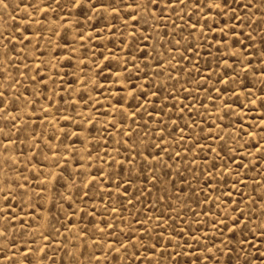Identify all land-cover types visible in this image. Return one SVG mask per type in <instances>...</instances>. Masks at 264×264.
<instances>
[{"label": "rangeland", "instance_id": "rangeland-1", "mask_svg": "<svg viewBox=\"0 0 264 264\" xmlns=\"http://www.w3.org/2000/svg\"><path fill=\"white\" fill-rule=\"evenodd\" d=\"M4 3L8 6L5 8L0 3V72L6 68L7 76L0 78V91L7 89L5 96L10 101L16 96L20 99L17 101L19 110L9 106L7 113L10 114L0 112V229L7 233H0V248L4 250L0 253V264H12V261L3 259L4 256L22 260L21 253L26 248L34 250L31 258L39 260L40 264H75L76 261L97 264L96 257L100 258L99 264H139L130 258L132 252L139 254L137 247L133 246L137 241H128L133 233L141 237L140 242L148 246L149 251L150 245L157 240L160 244L170 240L177 246L175 252L182 253L175 259L187 264L189 259L195 261L196 254L189 257L183 253L191 252L195 244L189 235L178 236V233L189 224L193 232L197 229L209 232L215 218L224 210L223 201L228 199L229 192L232 199L238 201L251 194L257 203L260 202L259 193L264 192V187L260 186L264 180V158L257 152V146L264 147V141L260 140L264 136V108L258 97L264 87L261 83L264 77H252L251 69L245 73L239 59L229 58L232 46L226 48L216 43L222 34L200 27L205 21L213 29L223 27L227 17H220L215 10L204 17V10L197 16L191 11L185 15V10L180 9L178 15L182 19L165 12L163 22L150 21L151 31L146 30L141 36L139 29L143 20L134 25L125 15L127 10L119 14L112 11V7H119L125 0H79V7L74 6L73 0H24L28 7L20 8L16 7L19 0H4ZM101 4L105 7H99ZM44 5L49 7L45 9ZM249 11L255 12V9ZM240 14L246 15L245 12ZM125 19L127 25L123 23ZM198 19L200 23H197ZM189 22L196 25L195 29L188 28ZM133 27L137 29L139 47L151 56L157 52L167 56L172 65L167 70L172 79L161 75L156 80L157 85L165 89L159 97L151 96L152 91L158 90V87H152L153 79H146V82L141 79L145 89L149 90L151 102L147 104L140 103V96L136 100L126 96L121 85L115 83L126 75L123 60L129 55L127 48L131 47L135 52L137 46L130 35ZM21 28L26 30L21 32ZM166 31L174 35L165 36ZM247 31L245 26V33ZM9 32L17 40L14 41V55L6 57L2 53L12 51V45L5 49L4 37ZM245 33L241 35L246 39ZM158 36L163 40L157 39ZM181 36L186 39L181 40L179 51L165 50L171 46L169 41L179 40ZM253 36L259 43L255 32ZM189 42L196 46L195 53L185 49ZM236 50L239 52L240 48ZM182 55L188 59H183ZM173 57L180 61L178 65ZM224 59H227V65L222 62ZM145 63L154 65L150 58L138 60L141 77L144 71H148ZM105 65L111 73L102 71ZM185 67L187 71H184ZM21 72L25 74L20 75ZM117 72L121 73L119 77ZM225 72L230 75L239 73V85H247L250 92L238 86L235 80L221 84L219 77ZM31 77H35V83ZM135 82L134 79L132 83ZM213 86L220 92H214ZM182 88H190L191 92L182 91ZM253 92L255 95L251 94ZM29 96L36 101L34 110H31L32 104H25V98ZM122 98L123 107L132 106L137 117L129 116L122 127L113 128L112 124L120 121L121 105L118 101ZM252 100L256 103H250ZM179 108H184L183 113L177 111ZM65 116L71 117L72 121L66 122ZM89 118L92 123H83ZM173 120L184 129L183 138ZM165 125L167 129L159 131ZM129 127L132 140L125 135ZM82 129L87 131L79 137L66 138L64 135ZM253 132L255 137L249 135ZM53 135L59 139L52 140L46 147ZM126 140L128 142L123 143ZM153 145H160V148ZM130 146L140 151L147 148L159 155L160 160H150L149 167L128 150ZM49 149L57 155L53 156ZM126 156L137 161L135 166L125 163L123 170L119 165L112 166L113 159L122 161ZM230 158H234L235 163ZM6 160L14 170L5 166ZM55 162H60L61 167L56 168ZM64 167L68 169L64 172L66 182L48 183V193L39 199L31 195L39 191L44 174L50 170L59 173ZM101 169L113 175L105 178L99 174ZM136 169H141L142 174ZM206 171L212 172L211 180ZM69 172L72 176L68 175ZM153 174L156 181L151 179ZM93 176L96 182L88 186L91 188L88 191L81 181L85 178L91 180ZM121 176L132 179V186L123 184ZM5 177L7 184L3 182ZM17 183L27 185L30 199L25 204L13 197L12 214L18 215L15 220H5L3 192L9 186L13 192L18 191ZM117 184L127 189V199L118 194L109 199L108 191ZM83 192H87V196H82ZM59 194L72 195V201L60 199ZM216 197L220 198L219 201ZM52 198L57 202L56 207L45 202ZM76 205L86 211H79ZM113 207H118L119 211L113 213ZM209 210L213 215L205 216ZM92 211L95 217L87 214ZM41 215L43 220H39ZM137 218L140 223L136 222ZM107 220L118 226L111 237L107 230L97 232L94 227L98 225L105 229L103 221ZM38 221L47 228L38 226ZM141 224L145 225L147 232L141 229ZM84 231L88 236L81 235ZM42 232L44 236L51 234V238H42ZM97 237L104 241L102 245L93 244ZM109 239L115 240L117 247L121 241L126 243L128 251H111L107 246ZM160 251L158 244L152 256L146 252L145 264L148 260H161ZM175 252L167 247L164 257L169 253L174 256ZM168 264L172 261L169 260Z\"/></svg>", "mask_w": 264, "mask_h": 264}, {"label": "snow or ice", "instance_id": "snow-or-ice-1", "mask_svg": "<svg viewBox=\"0 0 264 264\" xmlns=\"http://www.w3.org/2000/svg\"><path fill=\"white\" fill-rule=\"evenodd\" d=\"M0 3L4 4V7L7 8V4L4 3V0H0ZM74 6L79 7V0H73ZM191 6V8L189 7ZM17 8L20 7H28L24 3V0H19V3L16 5ZM34 7V6H33ZM49 6L44 5V8L47 9ZM99 7H105L104 4L99 5ZM254 8L255 12L249 11L250 9ZM180 9L185 10V15H188L189 11L196 14L197 16L200 15L201 11L204 10L203 16L207 17L209 13H211L213 10L216 11V14L220 17L224 18L227 17L228 19L224 22L223 27L217 26V28L213 29L211 28L210 24L205 21L204 24H201V28L207 27L209 31H215L219 32L222 35L217 38L216 43L222 44L224 47H229V45L232 46V52L229 56L231 59H239L240 65L243 66V69L245 73L248 72L249 69H251V75L252 77H264V0H257V2L252 3L251 0H249L248 3H245L244 0H131V2H127L125 0V3L120 4L119 7H112V11L114 13H121L124 10L125 15L128 17V19H131L134 22V25L140 24L141 20L144 21L142 25H140V33L141 36H143L144 31H151V24L150 21H156L157 23L163 22V17L165 12H171L172 14H176L178 19H182L178 15ZM239 9L240 11H237ZM240 12H245L246 15H241ZM215 17H213V20ZM191 20V16H189V21ZM123 23L127 25L128 20H123ZM197 23H200L199 19L197 20ZM245 26L247 27L248 31L245 33ZM196 25L189 22L188 28L189 29H195ZM26 28H21L20 31H25ZM256 33V36L259 37V43H257L256 37L253 36V33ZM242 33H245L246 39L242 38ZM132 36V39L134 42H137V46L135 48V52L132 51V48H127L128 56L124 58L123 60V73H126V75L123 76V79H117L115 83L121 85L124 93L126 96L132 97L133 100H136L137 96L141 97L140 103L147 104L151 101L148 99L149 97V90H146L144 87V83L141 82V79H144L146 82V79H153V85L152 87H158L157 91H152L151 96L159 97L161 92H163L164 86H158L156 83V80L161 75L168 76V79H172L173 77L168 75V68L172 67L169 59L167 56H163L161 53L157 52L155 56H151L147 50L142 49L139 47L138 44V37H137V29L133 27L132 32L130 33ZM173 33L165 32V36H172ZM191 35V32L189 33ZM5 39V49H7L8 45H12V51L9 52L5 50L2 55L3 56H12L15 53V43L14 41L17 40L16 36H13L11 32L8 33L7 36L4 37ZM146 40L147 37H144ZM157 39L163 40V37L158 36ZM186 37L181 36L179 40H171L169 41L170 47L166 48L165 50L168 52L171 51H179L181 40H185ZM237 47L240 48V51L237 52ZM185 49L187 51H191L192 53L196 52V46L193 45L191 42H189L187 45H185ZM124 49H122L123 51ZM139 53V56L137 55ZM152 59L154 61V65H150L145 63L144 67L148 69V71L143 72V77H141L139 74L142 71L138 64V60H147ZM183 59H188L187 56H183ZM105 59H109L108 57H105ZM175 60V64H179L180 61L176 60L175 57L172 58ZM225 65H227V59H224L222 61ZM258 64V66H257ZM107 70L109 73H111V69L105 65V68L102 69V71ZM159 70V71H157ZM175 70V69H173ZM211 70V69H209ZM184 71H187V68L185 67ZM24 72H21L20 75H24ZM37 74H39V67H37ZM121 75L120 72L116 73V76L119 77ZM7 76V69L5 68L2 72H0V78H6ZM33 83L36 82L35 77L30 78ZM135 79V83H132V81ZM202 79H207L206 77H202ZM233 80L237 81L238 86L243 87L246 92H250V90L247 88V85H239V73H236L235 75H230L228 72H225L224 76L219 77V82L221 84H230ZM41 81L43 82V78H41ZM125 81L128 83L126 84ZM262 84H264V80L261 81ZM128 84H131V87L128 86ZM166 85V82H165ZM45 87L47 85L45 84ZM174 90V89H173ZM185 92H191V89H181ZM7 89H4L3 91H0V112L7 113V109L9 106L17 108L19 110V105L17 101H19L20 97L16 96L14 97V100H8L5 96V92ZM27 92L28 90L25 89ZM213 91L219 93L220 89L213 86ZM227 92V89H225ZM171 94V93H170ZM252 95H255V93H251ZM37 96H39V92L36 93ZM261 100V107L264 108V87H261L260 89V96L258 97ZM43 99V97H41ZM250 103L255 104L256 101L252 100ZM25 104H32V109H35L36 101L32 100L31 97L25 98ZM118 104L121 105L120 107V121L112 124V127L115 128L117 126L122 127L123 123H126L129 116L136 118L137 112L135 111L132 106H129L128 109H125L123 107L124 99L122 98L120 101H118ZM139 104L137 105V107ZM41 111L43 112V108H41ZM180 113H183L184 108L177 109ZM156 115L159 116L160 112L157 111ZM2 118V117H0ZM13 119L15 117L13 116ZM65 121H72L71 117L65 116ZM83 119V118H82ZM135 122V120L133 121ZM83 123H92L91 118L87 120H83ZM107 123V121H105ZM172 123L174 125H177L178 131L181 133V138H183V128H179L177 121L173 120ZM187 126V125H186ZM13 127H15L13 125ZM77 127H80L78 124ZM167 125H165V128L159 129V131L164 132L167 129ZM83 131H87V129H82L81 132L73 131L71 133H64L65 137L68 138L70 136H77L79 137L82 135ZM264 131V129H262ZM171 133H169L170 135ZM31 137V134H29ZM125 135L127 136L128 140H132L133 133L130 130L125 132ZM145 137L147 136L146 133L143 134ZM250 136L255 137V133H249ZM35 139L34 137H32ZM7 139V138H6ZM59 139L57 135H53L52 139L47 142L45 145L46 147L48 144L52 143V140ZM160 139L163 141L164 137H160ZM261 141H264V136L260 137ZM41 142H43V139L41 138ZM128 141H124L123 143H127ZM81 143H84V141H81ZM155 148H160V145H153ZM5 150H7V145H5ZM53 156H56L57 153L53 151L52 149H49ZM132 152L133 155L138 156L140 159H142L145 164H147L149 167H151V161L158 162L160 160V156L157 154H154L151 151H148L147 148H145L143 151L138 150L135 147L130 146L128 149ZM184 151H187L185 149ZM118 152V150H117ZM257 152L261 153V158H264V147L257 146ZM178 155V154H177ZM251 155V153H249ZM89 156H91V153H89ZM233 160V163H235L234 158H230ZM107 162V161H105ZM127 163L130 166H135L137 163L136 160L132 159L130 156H126L124 160L117 161L115 159L112 160V166L115 167L119 165L121 167V170H123V165ZM5 166L9 168V170H14L13 166L11 164L7 163V160L5 161ZM243 166V165H242ZM55 167L60 168L61 164L60 162H55ZM40 171V170H38ZM68 171L66 167L62 168L59 173H55L53 171H49L47 174L43 175V179L40 181L39 191L33 192L31 195H35L38 199L41 197H44L49 189L47 187L48 183L52 182L55 183L58 180L60 181H67V178L64 176V172ZM138 174H142L141 169H136ZM154 171V170H153ZM101 176L108 178L109 176L113 175L112 173L104 172L102 169L99 173ZM69 176H72V172L68 173ZM116 175H119V173H116ZM206 175L211 180L212 172L206 171ZM138 178V177H137ZM151 179L153 181L157 180V177L153 174ZM5 184L8 183L7 177H5V180L3 181ZM96 182V177H91V180L85 178L81 181V183L88 187L90 184ZM121 182L123 184L128 185L129 187L132 186V179H130L128 176H121ZM260 186L264 187V180L260 182ZM67 187V184H66ZM102 187V185H101ZM16 188L18 191L13 192L11 189V186H9L8 189H6L3 192V198H4V219L8 220H15L17 214H12V198L16 197L19 199L21 203H27V201L30 199V194L27 191V185H22L17 183ZM88 191H91V188L88 187ZM253 191L255 192L256 189L254 188ZM87 192H83L82 196H87ZM114 194L121 195L124 199H127V189H122L119 184H117L114 188H112L110 191H108L109 199L112 198ZM143 194V192H142ZM60 199L65 201H72V195H64L59 194ZM135 195V194H133ZM164 195L167 196V192H164ZM260 202L257 203L255 196L248 194L247 198L241 201L232 199V193H228V199L223 201V211H221L220 216H217L215 218V221L212 223L209 232H203L199 229H197L195 232L191 230V224L188 225V227L184 228L181 233H178V236L181 235H189L191 240L194 242L195 247L192 249L191 252L183 253V255H187L189 257L195 255V261L189 259L187 261V264H264V251H261L262 248H264V192L259 193ZM219 197H216V200L219 201ZM46 203H50L53 205V207L57 206V202L55 198H52L50 200H46ZM131 203V200L128 201ZM120 203V207H123V203ZM73 204H75V201H73ZM177 204H179V200L177 201ZM243 205V206H242ZM43 206V205H41ZM77 209L81 212H85L86 209H79V205H76ZM106 207V206H105ZM171 207V206H170ZM23 211V209H21ZM113 213H117L119 211L118 207H113L111 209ZM87 214L95 217V212H88ZM205 216H212L213 213L209 210L204 213ZM222 217V218H221ZM44 216L41 215L39 217V220H43ZM159 219V217H157ZM172 217H169V220H171ZM137 223H140L139 219L136 220ZM163 222V221H162ZM105 224V229H101L98 227V225H95V229L97 232H105L107 230L108 236L115 235L117 225H113L111 223V220L103 221ZM184 223H188L187 221H184ZM197 223H203L201 221H198ZM38 226L47 228V225L45 224H39ZM141 229L144 232H147V228L144 224H141ZM168 230V229H165ZM0 233H3L4 235H7L6 232H4V229H0ZM210 233V234H209ZM81 235L88 236L87 231H84L81 233ZM42 238L44 239H50L51 234L49 236H44V233H41ZM144 238H147L146 236ZM217 240H219V243H217ZM129 242L137 241V244H134V247H137V252H132L130 254V258L134 261H138L139 264H145V260L143 257L145 256V253L147 252V255L150 257L152 256V253L157 250V245L159 244L161 251L159 252V255L161 256V260L159 261H153L148 260L147 264H168V261L171 260L172 264H184L183 261H177L175 257L181 256L182 253L175 252L176 245H172L171 241H166L165 244H160V241L157 240L156 243H153L150 245L151 251L148 250V246L143 245L141 243V237L137 236L135 233H133V236L128 238ZM93 244H96L97 246L102 245L104 243L103 240H101L99 237H97L95 240L92 241ZM209 243L211 246L209 247ZM116 241L113 239H109L107 242L108 248L116 253H119L121 249H124L125 252L128 251L127 244L124 242H119V246H115ZM171 247L173 251L175 252V255L173 256L172 253H169L167 257H164V252L167 251V247ZM12 247H15V244L12 245ZM43 249H37L36 251H42ZM4 250L3 248H0V253H2ZM33 249L26 248L21 255L23 256L22 260H15L12 256H4L3 259L12 261V264H40L39 260H35L31 258V253L33 252ZM97 260V264H99V257L95 258ZM75 264H80L79 261H76ZM91 264V262H89Z\"/></svg>", "mask_w": 264, "mask_h": 264}]
</instances>
